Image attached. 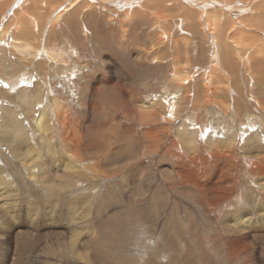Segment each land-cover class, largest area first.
I'll return each mask as SVG.
<instances>
[{
  "label": "rangeland",
  "instance_id": "1",
  "mask_svg": "<svg viewBox=\"0 0 264 264\" xmlns=\"http://www.w3.org/2000/svg\"><path fill=\"white\" fill-rule=\"evenodd\" d=\"M10 1L0 9V264H264V0L124 10L79 0L52 25L72 0ZM135 7L147 18L125 16ZM14 14L36 26L26 38L7 36Z\"/></svg>",
  "mask_w": 264,
  "mask_h": 264
},
{
  "label": "bare ground",
  "instance_id": "2",
  "mask_svg": "<svg viewBox=\"0 0 264 264\" xmlns=\"http://www.w3.org/2000/svg\"><path fill=\"white\" fill-rule=\"evenodd\" d=\"M1 1H2V0H0V6H1V5H2V6H1L0 9L7 7V6L9 5L8 2H9V3L14 2V1H10V0H9V1H7V2L4 3V4H1ZM18 1H19V0H18ZM18 1H15V4H14V5H16V4L18 3ZM47 1H49V0H46V2H47ZM54 1L57 2L58 0H54ZM77 1H79V0H72L69 4H67L66 6H63L60 10H58V12L53 16V18L50 19L49 24L52 25V24H54V23H56V22L59 23V22H58L59 19L62 18L63 15H65V12H66V11H67V12L70 11V10L72 9V7L75 5V3H76ZM92 1H93L92 3H95V4H101V5H103V6H105L104 4L106 3L105 0H92ZM107 1H109V0H107ZM144 1H145V0H144ZM152 1H154V0H152ZM163 1L166 2L167 0H163ZM186 1H188L191 5H193V4L190 2V0H186ZM198 1H199V0H198ZM201 1H202V0H201ZM207 1H208V0H207ZM3 2H5V1L3 0L2 3H3ZM19 2L22 3L21 1H19ZM23 2H24V1H23ZM33 2H34V1H33ZM40 2H41V1H40ZM138 2L140 3L141 0H115V2H114V4H115L114 6H115V7H114V8H116V9L119 10L120 8H118V7L120 6L121 9L124 10V9H123L124 6H132V5H134V4L136 5V3H138ZM161 2H162V1H161ZM202 2H204V1H202ZM205 2H206V1H205ZM24 3H25V2H24ZM36 3H37V2H36ZM103 3H104V4H103ZM107 3H108V2H107ZM107 3H106V4H107ZM172 3H173V2H172ZM7 4H8V5H7ZM39 4H40V3H39ZM206 4H207V3H206ZM217 4H219V3L216 2V5H217ZM117 5H118V6H117ZM145 5H146L147 7H146ZM145 5H144V6H140V7H146V8H148V6H150L149 2H148V3H145ZM165 5H166V4H165ZM174 5H175V4H174ZM242 5H243V4H240V3H234V5H232V7L234 8V7L238 6V7H239L238 9L242 10V12H244V11H246V10L249 9L248 7L245 8V7L242 6ZM30 6H31V5H30ZM32 6H33V5H32ZM108 6H109V5H108ZM204 6H205V5H204ZM209 6H210V5H209ZM226 6H229V5L226 4ZM24 7H25V6H24ZM40 7L42 8V5H40ZM110 7H111V5H110ZM122 7H123V8H122ZM173 7H174V6H173ZM223 7H224V6H223ZM22 8H23V7H22ZM30 8H31V7H30ZM33 8H34V7H33ZM33 8H32V9H33ZM38 8H39V7H38ZM38 8H37V9H38ZM43 8H45V7H43ZM46 8H47V7H46ZM138 8H139V7H138ZM138 8H136V7H135V9L133 8L131 12H127V11H126V12H125V16H129V17H131V18L136 17V18H138V19H141V18H147V16H148L149 13H148V12L146 13L145 10H144V12H141L142 9L139 10ZM175 8H176V7H175ZM179 8H180V10H184L183 6H181L180 4H179ZM179 8H178V9H179ZM32 9H31V10H32ZM35 9H36V8H34L33 10H35ZM53 9H54V8H53ZM205 9H206V8H205ZM238 9H237V10H238ZM38 10H40V9H38ZM43 10H44V9H43ZM45 10H46V9H45ZM156 11H157V10H156ZM161 11H162V10L157 11V13H158V12H161ZM177 11H178V10H177ZM0 12H1V11H0ZM34 12H35V11H34ZM39 12H40V11H38V13H39ZM41 12H42V10H41ZM238 12H240V11H238ZM42 13H44V12H42ZM175 13H178V14H179V12H175ZM192 13H193L192 10H190V11H189L188 9L185 10V15L188 16V17H190V18H191V17H194V15H193V16L191 15ZM203 13H205V12H203ZM236 13H237V12H236ZM10 14H11V13H10ZM22 14H23V12H22ZM29 14H30V13H29ZM44 14H45V13H44ZM161 14H162V13H161ZM161 14H159V15H161ZM168 14H169V16H172V17H173V15H174V14H173V15H170V13H168ZM182 14H183V13H182ZM182 14H181L182 17L179 16V15H178V17L183 18V15H182ZM193 14H195V13H193ZM225 14H226V13H225ZM159 15H158V16H159ZM176 15H177V14H176ZM195 15H196V14H195ZM206 15H207V14H206ZM12 16H13V15H12ZM12 16H11V17H12ZM225 16H226V15H225ZM5 17H6V16H5ZM34 17H35V16H34ZM46 17H47V16H46ZM129 17H128V18H129ZM159 17L161 18V16H159ZM25 18H26V17H25ZM40 18H41V17H40ZM175 18H177V16H175ZM194 18H195V17H194ZM208 18H209V17H208ZM255 18H257V19L260 20V21H264V13H263L262 15L255 16ZM14 19H15V20H14L13 22H15V27H14L15 29H14V31H13V28H12V31H13V32H12L11 29H10L11 32H9V34L7 35L8 37L10 36L9 38H11V39H14V38H15V39H21V37H25V38H26V36H28V34L32 33L31 26L33 27V30H35L34 27H36V26H34V23L31 22V21H29V22L31 23V25H30V24H26V23L28 22V19H27V22H26L25 19H24V17H23V15L19 14V15H18V18H17V17L15 16V14H14ZM186 19H187V18H186ZM210 19H211V18H210ZM234 19H236V21L239 22V24H241V22H243L242 20H240L241 18H240V19H238V18H234ZM30 20H31V18H30ZM36 20H37V19H36ZM162 20H163V18L161 19V21H162ZM165 20L168 21L167 18H166ZM204 20H207V19H204ZM4 21H5V20H4ZM37 21H38V20H37ZM250 21H253V19L250 20ZM6 22H7V21H6ZM29 22H28V23H29ZM248 22H249V21H248ZM4 23H5V22H4ZM7 23H8V22H7ZM7 23H6V25H4L3 28L0 29V35H3L6 29H7V31H8L9 28H8V24H7ZM10 23H11V22H10ZM177 23H178V21H177ZM179 23H180V22H179ZM206 23H207V22H206ZM253 23H254V22H252V23L250 22L248 25H250V26L253 27V26H254ZM39 24H40V23H39ZM42 24H43V23H42ZM185 24H186V23H185ZM210 24H211V23H210ZM12 25H13V24H12ZM211 25H212V24H211ZM262 25H263V24H262ZM2 26H3V25H2ZM13 26H14V25H13ZM13 26H12V27H13ZM50 27H51V26H50ZM172 27H173V26H172ZM170 28H171V27H170ZM175 28H176V26H175ZM248 28H249V27H248ZM39 29H40V27H39ZM211 30H212V29H211ZM213 30H214V29H213ZM260 30H261V29H260ZM3 31H4V32H3ZM263 31H264V30H263ZM197 32H198V31H197ZM216 33H217V32H216ZM216 33H215V36H216ZM192 34H193V33H192ZM189 36H190V35H189ZM221 36H222V35H221ZM233 36H235V35H233ZM5 37H6V36H5ZM25 38H24V39H25ZM217 38H218V37H217ZM224 38H225V35H224ZM226 38H227V37H226ZM231 38H232V37H230V39H231ZM0 39H1V37H0ZM6 39H7V37H6ZM185 40H186V39H185ZM246 40H247V39H246ZM9 41H10V40H9ZM16 41H17V40H16ZM20 41H21V40H20ZM178 41H179V40H178ZM178 41L176 42V46H177V48H181V47L178 46V44H179ZM216 41H217V40H216ZM227 41H228V40H227ZM230 41H232V40H230ZM263 41H264V39H263ZM1 42H4V41H1ZM1 42H0V43H1ZM31 42H32V40H31ZM184 42H185V41H184ZM217 42L219 43V41H217ZM225 42H226V41H225ZM225 42H222V41H221V43H219V45H217V44H216V45L219 46V47H220V45H221L222 50H223V46H226V47L228 46V47L230 48V46H229L228 44H226L227 42H226V43H225ZM248 42H249V41H248ZM177 43H178V44H177ZM181 43H182V40H181L180 44H181ZM232 43H233V42H232ZM250 43H251V42H250ZM17 44H18V43H17ZM17 44H15V43H13V42H12V44H11L12 47L14 48V50H15L16 52H19V53H22V54H24V52H26V53H27V52L31 53L30 50H29V48H28L27 46H26V47L22 46V48H18V47H17V46H18ZM180 44H179V45H180ZM234 44H235V43H234ZM237 44H238V42H237ZM247 44H248V43L246 42V44H244V45H247ZM263 44H264V43H263ZM19 45H20V44H19ZM31 45L33 46V44H31ZM181 46H182V45H181ZM252 46H253V45H252ZM34 47H35V46H34ZM249 47H250V46H249ZM0 48H1V47H0ZM27 48H28V49H27ZM182 48H183V47H182ZM244 48L247 49L248 47L246 46V47H244ZM244 48H242V49H240V50H239V48H238V50H239V51L237 50L238 53L241 52ZM250 48H252V47H250ZM30 49H31V47H30ZM230 49H231V48H230ZM253 49H254V48H253ZM253 49H252V50H253ZM215 50H216V49H215ZM184 51H185V50H184ZM231 51H233V50H231ZM16 52H15V53H16ZM242 52H246V51H242ZM258 52H259V54H261L259 50H258ZM186 53H187V51H186ZM17 54H18V53H17ZM216 54H217V53H216V51H215V53H214V62H217L216 60H219V59H216V57H218L220 54L217 55V56H216ZM233 54H234V53H233ZM240 54H241V53H239V55H240ZM243 54H244V53H243ZM247 54H248V52H247ZM250 54H251V52H250ZM256 54H258V53H256ZM19 55H20V54H19ZM179 55H180V54H179ZM228 55L230 56V52H228ZM239 55H238V56H239ZM253 55H254V54H253ZM261 55H262V54H261ZM241 56L244 57V59H245L247 55H246V56H245V55H241ZM248 56H249V55H248ZM255 56H256V55H255ZM219 57H220V56H219ZM219 57H218V58H219ZM242 57H239V59H240V58L242 59ZM259 57L261 58V56H259ZM259 57H258V58H259ZM235 58H236V56H235ZM250 58H251L253 61H254V59H255L254 56H252V54H251V57H250ZM180 59H182V58L180 57ZM220 59H221V58H220ZM246 59H247V58H246ZM221 60H222V59H221ZM252 60H251V61H252ZM176 61H177V59H176ZM178 61L182 63V60H178ZM219 61H220V60H219ZM219 61H218V62H219ZM227 61H228V63H229V66H230V70H231V72H235V70H236V65H237L238 63L235 64L236 62H235V60H233L232 56H231L230 58H229V57L226 58V63H227ZM245 61H249V60L247 59V60H245ZM251 61H250V62H251ZM253 61H252V62H253ZM218 62L216 63L217 66H218ZM241 62L243 63V60H242ZM262 62H263V61H262ZM220 63H221V62H220ZM226 63H225V64H226ZM246 63H247V62H246ZM246 63H245V65H246ZM248 63H249V62H248ZM178 64H179V63H178ZM214 64H215V63H214ZM240 64H241V63H240ZM243 64H244V63H243ZM254 64H255V62H254ZM260 64H261V63H260ZM260 64H259V65H260ZM251 65H252V64H251ZM261 65H262V64H261ZM261 65H260V67H258V68L262 71L263 68L261 67ZM214 66H215V65H214ZM247 66H249V64H248ZM254 66H255V65H254ZM180 67H181V66H180ZM221 67H222V66H221ZM241 67H242V66H241ZM239 68H240V67L238 66V69H239ZM243 68H244V65H243ZM40 69H41V68H40ZM67 69H68V68H67ZM179 69H180V68H179ZM214 69H215V67L212 68L213 72H217V70L214 71ZM241 69H242V68H241ZM244 69H246V67H245ZM244 69H243V70H244ZM247 69H250V67L247 68ZM247 69H246V70H247ZM177 70H178V68H177ZM253 70H254V69H253ZM253 70H252V71H253ZM210 71H211V70H210ZM244 71H245V70H244ZM244 71H243V72H244ZM261 71H260V74H261ZM63 72H64V71H63ZM206 72H207V71H206ZM243 72H240V73L243 74ZM246 72H247V71H246ZM249 72H250V71H249ZM66 73H67V72H66ZM217 73H218V72H217ZM217 73H216V74H217ZM225 73H227V72H225ZM240 73H239V74H240ZM262 73H263V72H262ZM188 74H189V73H188ZM206 74H207V73H206ZM242 74H241V75H242ZM253 74H255V73H253ZM256 74H257V73H256ZM263 74H264V73H263ZM263 74H261V78L264 79V75H263ZM203 75H204V74H203ZM224 75H225V74H224ZM237 75H238V74H237ZM237 75L235 76V77H236V80H237ZM243 75H245V74H243ZM243 75H242V76H243ZM174 76H175V77H174ZM180 76H181V75H180ZM180 76H179V72H177V71L174 72V74H173L174 79H173V80L181 79ZM204 76H205V75H204ZM207 76H210V73H209V75H207ZM212 76H213V75H212ZM214 76L216 77L215 73H214ZM239 76H240V75H239ZM246 76H247L248 79H249V76H248V75H246ZM254 76H255V75H254ZM254 76H253V77H254ZM231 77H232V76H231ZM231 77H229V79H230ZM251 77H252V76H251ZM187 78H188V77H187ZM206 78H207V77H206ZM211 78H212L211 76H210V78L208 77V78H207V82H212V81L210 80ZM216 78H217V77H216ZM216 78H215L214 80H216ZM225 78H226V77H225ZM225 78H224V79H225ZM240 78H241V77H240ZM244 78H245V76H244ZM212 79H213V78H212ZM219 79H220V78H219ZM219 79H218V80H219ZM231 79L234 80L233 77H232ZM241 79H242V78H241ZM257 79H258V77H257ZM263 79L260 80L261 83L264 82ZM181 80H182V79H181ZM214 80H213V81H214ZM218 80H217V81H218ZM227 80H228V79H227ZM236 80H235V81H236ZM239 80H240V79H239ZM242 80H243V79H242ZM244 80H245V79H244ZM244 80H243V81H244ZM249 80H250V79H249ZM253 80H254V79H253ZM253 80H251V81L253 82L252 84L255 83ZM255 80H256V76H255ZM184 81H186V79H185ZM220 82H221V81H220ZM225 82H226V81H225ZM227 82L229 83V85L232 84V83L230 84V80L227 81ZM227 82H226V83H227ZM247 82H249V81L247 80ZM170 83H171V81H170ZM183 83H184V82H183ZM215 83H216V82H215ZM226 83H225V84H226ZM228 83H227V85H228ZM261 83H259L260 87H261ZM218 84H219V83H218ZM248 84H249V83H248ZM252 84H250V85H252ZM257 84H258V83H257ZM214 85H215V84H214ZM246 85H247V84H246ZM254 85H255V84H254ZM210 86H211V85H210ZM218 86H219V88L221 87V90H222V91L224 90V89H222V86H220V84H219ZM248 86H249V85H248ZM115 87H116V85H114V84H112V85H110V86L108 87L109 94H112V93L114 92ZM212 87H213V86H212ZM212 87H211V88H212ZM230 87H231V86H230ZM230 87H228V88H230ZM234 87H235V86H234ZM242 87H243V85H242ZM209 88H210L209 86H208V87H205V89H206L207 92H210V89H211V88H210V89H209ZM215 88H216V87H215ZM217 88H218V87H217ZM219 88H218V89H219ZM223 88H226V87H223ZM228 88H227V89H228ZM232 88H233V87H232ZM235 88H237V87H235ZM261 88H262V87H261ZM52 89H53V88H52ZM249 89H252V87L249 88ZM262 89H263V88H262ZM213 90H214V89H212V91H213ZM230 90H233V91H234V89H231V88H230ZM104 91H105V89H104ZM127 91H128V90H127ZM188 91H189V90H188ZM217 91H218V90H217ZM259 91L262 92L261 89H260ZM47 92H48V89H47ZM213 92H214V91H213ZM215 92H216V91H215ZM218 92H219V91H218ZM224 92H226V91H224ZM224 92H223V93H224ZM227 92H228V91H227ZM229 92H231V91H229ZM247 92H248V90H247ZM249 92H251V91L249 90ZM257 92H258V91H257ZM105 93H106V92H105ZM195 93H196V92H195ZM219 93H220V92H219ZM263 93H264V91H263ZM263 93H261V95H262ZM107 94H108V93H107ZM212 94H213V93H212ZM214 94H215V93H214ZM225 94H226V93H225ZM216 95H219V94L216 93ZM220 95H221V96H224V95H222V92H221ZM226 95H227V94H226ZM232 95H233V94H232ZM255 95H256V94L254 93V97L257 96V95L255 96ZM261 95L259 94L258 96H261ZM263 95H264V94H263ZM104 96H106V95L104 94ZM107 96H109V95H107ZM107 96H106V97H107ZM118 96H119V94H118ZM227 96H229V95H227ZM244 96H245V95H244ZM112 97H113V99L117 100L116 98H114V95H113ZM185 97H186V96H185ZM215 97H216V96H215ZM230 97H232V96L230 95ZM230 97H229V98H230ZM237 97H238V96H237ZM252 97H253V96H252ZM254 97H253L252 99H254ZM262 97H263V96H262ZM56 98H57V97H56ZM107 98H108V97H107ZM117 98H118V97H117ZM233 98H234V97H233ZM256 98H258V97H256ZM104 99H105V98H104ZM113 99H112V100H113ZM235 99H236V98H235ZM259 99H260V97H259ZM262 99H263V98H262ZM43 100H44V99H43ZM113 101H114V100H113ZM254 101H255V100H254ZM26 102H27V101H26ZM132 102H133V101H132ZM224 102H225V101H224ZM233 102H235V101H233ZM97 103H98V102H97ZM105 103H106V102H105ZM225 103H226V102H225ZM109 104H110V103H109ZM54 105H55L56 110H57V108L59 107V104L56 102V103H54ZM114 105H115V104H114ZM107 106H108V105H107ZM146 106H148V105H145L144 107H146ZM231 106H232V105H231ZM120 107H121V106H120ZM148 107H149V106H148ZM224 107H225V106H224ZM46 108H47V107H46ZM108 108H109V106H108ZM112 108H113V105H112ZM236 108H237V107H236ZM260 108H261V107H260ZM58 109H60V108H58ZM67 109H68V108H67ZM116 109H117V107H116ZM119 109H120V108H119ZM238 109H239V108H238ZM150 110H151V109H150ZM235 110H236V109H235ZM261 110H262V109H261ZM44 111H45V109L42 111V113H43ZM99 111H100V110H99ZM123 111H124V110H123ZM57 112H58V111H57ZM114 112H115V111H114ZM59 113H60V112H59ZM130 113H131V112H130ZM39 114H40V113H39ZM46 114H47V113H46ZM62 114H63V113H62ZM62 114H61V115H62ZM126 114H127V113H126ZM140 114H141V113H140ZM234 114H235V113H234ZM61 115H59V116H61ZM76 115H77V114H76ZM135 115H136V114H135ZM251 115H252V114H251ZM64 116H65V114H64ZM143 116H144V115H143ZM35 117H36V119H37V117H38V120L35 119V120L37 121V128H38V127H39V128H42V127H43V125H42V117H43V116H40V117H39V115H38V116H35ZM45 117H46V116H45ZM61 117H62V116H61ZM46 118H47V117H46ZM46 118H45V119H46ZM114 119H115V118H114ZM259 120H260V119H259ZM13 121H14V120H13ZM24 121H25V120H24ZM46 121H47V120H46ZM240 121H241V120H240ZM9 122L12 123L11 120H10ZM14 122L16 123V121H14ZM252 122H253V121H252ZM21 123L24 124L25 122H21ZM21 123H19V124H21ZM29 123H30V122H29ZM253 123H254V122H253ZM253 123H252V124H253ZM23 124H22V126H23ZM14 126L17 127L16 124H15ZM46 126H47V125H46ZM71 126H72V125H71ZM86 126H87V125H86ZM241 126H242V125H241ZM252 126H254V125H252ZM261 126H263V125H261ZM30 127H31V126H30ZM47 127H49V126H47ZM47 127H46V128H47ZM248 127H249V125H248ZM259 127H260V126H259ZM17 128H18V127H17ZM17 128H16V129H17ZM23 128H24V127H23ZM34 128H35V127H34ZM39 128H38V129H39ZM46 128H45V127L42 128V130L45 131V134H46V132L48 131ZM25 129H26V128H25ZM49 129H50V127H49ZM246 129H247V127H246ZM46 130H47V131H46ZM246 131H247V130H246ZM28 132H29V131H28ZM87 132H88V131H87ZM91 132H92V131H91ZM95 132H96V131H95ZM105 132H106V131H105ZM39 133H40V132H39ZM93 133H94V132H93ZM13 134H14V133H13ZM104 134H105V133H104ZM104 134H103V135H104ZM45 136H46V135H45ZM45 136H44V137H45ZM61 136H62V135H61ZM100 136H101V135H100ZM250 136H251V135H250ZM20 137H21V136H20ZM94 137H95V136H94ZM101 137H102V136H101ZM67 138H68L67 141L69 142V144H68L69 146H68V147L71 148V147H70V145H71L70 142H71L72 139H70V137H67ZM88 138H89V137H88ZM102 138H103V137H102ZM150 138H151V137H150ZM90 139H91V138H90ZM93 139H94V138H93ZM181 139H182V138H181ZM243 139H244V138H243ZM18 140H19V139H18ZM24 140H25V139H24ZM65 140H66V139H65ZM79 140H80V139H79ZM102 140H103V139H102ZM260 140H261V139H260ZM19 141H20V140H19ZM21 141H23V139H22ZM95 141H96V139H95ZM182 141H183V140H182ZM257 142H258V141H257ZM35 143H36V142H35ZM46 143H47V142H46ZM15 144H16V142H15ZM215 144H216V143H215ZM41 145H42V144H41ZM41 145H39V146H41ZM47 145H48V144H47ZM71 146H72V145H71ZM66 147H67V146H66ZM68 147H67V149H69ZM16 148H18V146H17ZM20 148H21V147H20ZM72 148H73V147H72ZM250 148H251V147H250ZM250 148H249V150H250ZM258 148H260V147H258ZM262 148H263V147H262ZM31 149H32V147H31ZM35 149H36V148H35ZM86 149H87V148H86ZM2 150H3V149H2ZM16 150H17V149H16ZM19 150H20V149H19ZM19 150H17V151H19ZM69 150H70V149H69ZM213 150H214V149H213ZM252 150H253V149H252ZM256 150H259V149H256ZM30 151H31V150H30ZM71 151H72L73 155L79 153V151H78V150L76 151L75 149H71ZM250 151H251V150H250ZM19 152H20V151H19ZM26 152H28V150H26ZM260 152H261V151H260ZM22 153H23V152H22ZM22 153L18 155V152H17V155H18V156H21ZM32 153H35V152H34V151H33V152L31 151V154H30V155H32ZM254 153H255V151H254ZM254 153H253V154H254ZM15 154H16V153H15ZM23 154H25V153H23ZM37 154H38V152H37ZM42 154H43V153H42ZM248 155H249V154H248ZM257 155H258V154H257ZM262 155L264 156V154H262ZM22 156H23V155H22ZM22 156H21V157H22ZM28 156H29V155H28ZM32 156H33V155H32ZM23 157H24V156H23ZM29 157L31 158V156H29ZM35 157L38 158V155L36 156V153H35ZM68 157H69V156H68ZM183 158H184V157H183ZM19 159H20V158H19ZM19 159H18V160H19ZM24 159H25V158H24ZM24 159H23V160H24ZM71 159H72V158H71ZM261 159H262V158H261ZM26 160H27V159H26ZM36 160H37V159H36ZM48 160H49V159H48ZM106 160H107V159H106ZM106 160H105V161H106ZM21 161H22V159H21ZM31 161H32V160H31ZM31 161H30V162H31ZM86 161H87V160H86ZM185 161H187V160H185ZM192 161H193V160H192ZM262 161H263V160H262ZM24 162H26V161H24ZM38 162H39V161H38ZM257 162H258V161H257ZM17 163H18V162H17ZM32 163H33V161H32ZM32 163H31L30 165H32ZM34 163H35V162H34ZM27 164H29V160H28V163H27ZM35 164H37V163H35ZM262 164H263V163H262ZM30 165H29V166H30ZM37 165H38V164H37ZM67 165L69 166V163H68ZM257 165H258V164H257ZM52 166H53V164H52ZM70 166H71V165H70ZM258 166L261 167L260 165H258ZM33 167H34V164H33ZM37 167H38V166H37ZM39 167H40V166H39ZM63 167H64V166H63ZM30 168H31V166H30ZM34 169H35V168H34ZM36 169H37V168H36ZM40 169H41V168H40ZM47 169H48V167H47ZM64 169H65V168H64ZM66 169H68V168H66ZM69 169H70V168H69ZM69 169H68V170H69ZM75 169H76V167H75ZM253 169H254V168H253ZM258 169H259V168H258ZM73 170H74V169H73ZM84 170H85V169H84ZM260 170H261V169H260ZM262 170H264V169H262ZM45 171H46V170H45ZM62 171H63V170H62ZM70 171H71V170H70ZM76 171H77V170H76ZM179 171H180V170H179ZM257 172H258V170H257ZM260 172L263 173V171H260ZM30 173H31V172H30ZM44 173H45V172H44ZM51 173H52V172H51ZM255 173H256V172H255ZM61 174H62V173H61ZM61 174L59 173V171H57V175H55V174H53V175H54V176H60ZM257 174H260V173H257ZM263 174H264V173H263ZM41 175H42V174H41ZM47 176H48V175H47ZM258 176H259V175H258ZM52 178H53V177H52ZM249 179H250V178H249ZM48 180H49V178H48ZM48 180H47V181H48ZM50 180H52V179H50ZM50 180H49V181H50ZM54 181H56V179H54ZM45 182H46V181H45ZM215 182H218V181L216 180ZM48 183H49V182H48ZM51 183H53V182L51 181ZM133 184H134V183H133ZM135 184H136V183H135ZM215 184H216V183H215ZM48 185H50V184H48ZM52 185H54V184H52ZM52 185H51V187H52ZM63 185H64V184H63ZM258 185H259V184H258ZM45 188H46V187H45ZM53 188H54V187H52V189H53ZM1 191H2V189H1ZM47 191H48V190H47ZM59 191H60V190H59ZM261 191H262V190H261ZM257 194H258V193H257ZM253 198H254V197H253ZM254 205H255V204H254ZM99 206H100V205H99ZM2 215H3V214H2ZM19 216H20V215H19ZM24 221H25V220H24ZM5 224H6V223H5ZM248 225H249V224H248ZM0 227H1V225H0ZM4 227H5V226H4ZM4 227H2V228H4ZM4 232H5V231H4ZM12 232H13V231H12ZM5 233H6V232H5ZM17 234H18V233H17ZM86 234H87V233H86ZM0 236H2V235H0ZM16 236H17V235H16ZM24 241H25V240H24ZM22 242H23V241H22ZM1 243H2V242H1ZM16 243H17V242H16ZM31 245H32V244H31ZM20 247H21V246H20ZM1 249H2V248H1ZM18 249H19V248H18ZM8 250H9V247H8ZM21 250H22V249H21ZM80 253H81V252H80ZM85 255H86V254H85ZM84 258H85V256H84ZM85 259H86V258H85ZM86 260H87V259H86ZM73 262H74V261H73Z\"/></svg>",
  "mask_w": 264,
  "mask_h": 264
}]
</instances>
